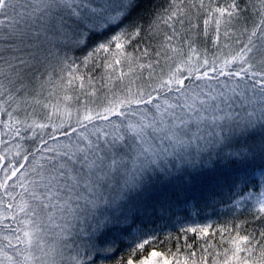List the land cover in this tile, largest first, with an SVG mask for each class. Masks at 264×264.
<instances>
[{
	"label": "snow or ice",
	"instance_id": "snow-or-ice-1",
	"mask_svg": "<svg viewBox=\"0 0 264 264\" xmlns=\"http://www.w3.org/2000/svg\"><path fill=\"white\" fill-rule=\"evenodd\" d=\"M144 2L0 0V129L38 141L0 165V264H64L65 249L71 264H264V191L248 190L264 169V0ZM209 27L211 56L197 47ZM221 160L251 221L199 258L157 250L141 206Z\"/></svg>",
	"mask_w": 264,
	"mask_h": 264
},
{
	"label": "trees",
	"instance_id": "trees-1",
	"mask_svg": "<svg viewBox=\"0 0 264 264\" xmlns=\"http://www.w3.org/2000/svg\"><path fill=\"white\" fill-rule=\"evenodd\" d=\"M148 7L149 2L145 0L141 5V9L143 10ZM199 23L202 28V21ZM246 38V35L240 37L242 40H246ZM213 39L212 29L209 27L208 35L198 38L197 47L201 50L206 49L207 54L211 56L217 51L213 46ZM224 42L235 44L233 40H225ZM256 42L259 44L258 39ZM104 73L105 69L103 67H97L91 72L95 78H99ZM53 120H56V118L54 117ZM51 130L49 128L46 131ZM37 131L39 132V130ZM21 137L24 138L21 139ZM28 137H31V132H26L23 128L21 129L20 137H14L6 128L0 129V140L3 141V143H0V154L4 155V159L0 161V165L5 167L8 165L7 156L11 158L13 163L20 162V157L7 153L9 148L14 144L20 145L23 153L34 150L38 141ZM59 139L63 141L66 138L60 136ZM49 143L53 142L49 141ZM37 156H39V153H37ZM31 160L32 157L29 156V161ZM259 163L257 161V164ZM2 176L3 171L0 169V177ZM193 176L195 179H190L186 176L183 182L173 180L165 189L169 193H178V198L173 195L171 199H149L145 205L141 206V219L137 221V224L149 232H155L161 238L162 242L157 246V250L167 253L169 250L176 252L179 249L182 256L187 255L189 252H195L196 258H199L205 248L212 251L209 245H215L217 251H221L224 247L229 246L227 243L221 241V236L226 237L227 234L221 232L220 229L226 226L230 228L233 224L239 223L242 220L251 221V216L244 213V209L248 207L250 212L254 211L253 206L255 205V201H251L249 205H236L233 197L241 189L230 187L235 179V172L225 161L221 160L215 165L205 164L193 172ZM262 186H264V169L253 167L250 169L248 190L256 193L260 191V187ZM160 187V185H156V189ZM2 191L0 190V193ZM6 200L7 197H5ZM242 213L244 214L242 215ZM5 222L8 223L9 221ZM202 225L212 226L207 236L201 237L198 233H185L183 231V229L190 227H203ZM258 226L257 223H250L248 225L250 229L257 228ZM4 234L7 233H0V235ZM186 245H191V248ZM208 258L210 262L214 259L212 256Z\"/></svg>",
	"mask_w": 264,
	"mask_h": 264
},
{
	"label": "rangeland",
	"instance_id": "rangeland-1",
	"mask_svg": "<svg viewBox=\"0 0 264 264\" xmlns=\"http://www.w3.org/2000/svg\"><path fill=\"white\" fill-rule=\"evenodd\" d=\"M259 43H260V41H259ZM229 44L232 46V48H236V45H235V44H233V43H231V42H229ZM223 51H224V52H227L228 49H224ZM44 95L47 96V93L45 92ZM52 102L55 103L56 101L53 100ZM28 111L31 112V109H28ZM44 112H45L44 109L38 108L36 114H35L32 118L43 121V118H44ZM53 118H54V117H53ZM29 123H31V119L29 120ZM17 145H18V144H14V145H12V146L9 148V150H8L7 153H11V154L16 155L15 153H16V150H17V149H16V146H17ZM21 149H22V148H21ZM7 158H8V162H12V160H11L10 157L7 156ZM12 163H13V162H12ZM260 191H264V186L260 187ZM260 191H259V192H260ZM259 192H256V193H254V194H258ZM253 201H255V200H253ZM202 226H203V225H202ZM54 231H55V230H54ZM73 248H75V244H73ZM73 254H74V253H73L72 249H65V250H64V256H65L64 264H71L70 257H71Z\"/></svg>",
	"mask_w": 264,
	"mask_h": 264
}]
</instances>
